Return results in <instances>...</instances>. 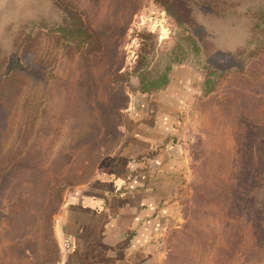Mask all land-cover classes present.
I'll use <instances>...</instances> for the list:
<instances>
[{"label":"rangeland","instance_id":"1","mask_svg":"<svg viewBox=\"0 0 264 264\" xmlns=\"http://www.w3.org/2000/svg\"><path fill=\"white\" fill-rule=\"evenodd\" d=\"M177 3L182 25L158 0H0V264H59L65 195L113 169L140 74L181 66L189 174L159 264H264V0Z\"/></svg>","mask_w":264,"mask_h":264},{"label":"crops","instance_id":"2","mask_svg":"<svg viewBox=\"0 0 264 264\" xmlns=\"http://www.w3.org/2000/svg\"><path fill=\"white\" fill-rule=\"evenodd\" d=\"M167 85L136 91L132 133L113 169L64 197L55 229L72 250L59 264H159L162 243L182 218L189 155L178 140L179 122L198 92V74L178 67Z\"/></svg>","mask_w":264,"mask_h":264},{"label":"trees","instance_id":"3","mask_svg":"<svg viewBox=\"0 0 264 264\" xmlns=\"http://www.w3.org/2000/svg\"><path fill=\"white\" fill-rule=\"evenodd\" d=\"M161 2L165 9L170 13V15L176 20V22L179 25H182L184 22V19L186 16L184 15L183 11L178 9V6H181L180 4L177 3V0H158ZM261 15H260V21L262 22L264 26V7L261 9ZM75 24L70 27L71 29V34L74 35L75 39L78 41V45L80 47V50L83 53L89 54L93 49H99L100 43H99V38L92 30V28L82 19L81 16L75 20ZM195 25V24H194ZM67 30L66 28H62V32H65ZM239 56V55H238ZM237 53L236 54H231L229 56L230 58H236L237 59ZM13 63L14 66L16 67H21L22 64L19 61L18 57L13 58ZM169 73H162L160 76L157 78L149 77L148 73H143L140 74V86L138 91L142 93H152L155 92L159 89L164 88L169 80L168 77ZM214 88V87H213ZM213 90V89H212Z\"/></svg>","mask_w":264,"mask_h":264},{"label":"built area","instance_id":"4","mask_svg":"<svg viewBox=\"0 0 264 264\" xmlns=\"http://www.w3.org/2000/svg\"><path fill=\"white\" fill-rule=\"evenodd\" d=\"M61 249L63 253H69L72 250V242L69 237H65L61 243Z\"/></svg>","mask_w":264,"mask_h":264}]
</instances>
